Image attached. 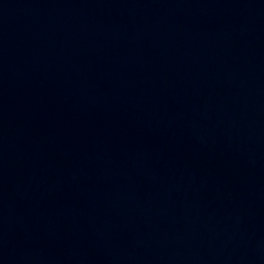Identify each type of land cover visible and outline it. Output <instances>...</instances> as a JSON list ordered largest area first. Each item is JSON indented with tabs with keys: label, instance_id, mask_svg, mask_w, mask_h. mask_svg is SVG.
Segmentation results:
<instances>
[{
	"label": "water",
	"instance_id": "obj_1",
	"mask_svg": "<svg viewBox=\"0 0 264 264\" xmlns=\"http://www.w3.org/2000/svg\"><path fill=\"white\" fill-rule=\"evenodd\" d=\"M0 264H264V0H0Z\"/></svg>",
	"mask_w": 264,
	"mask_h": 264
}]
</instances>
